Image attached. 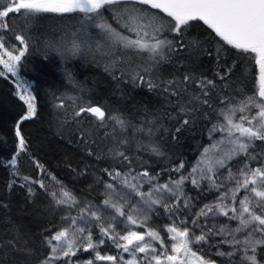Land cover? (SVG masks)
<instances>
[{
    "label": "snow or ice",
    "instance_id": "6c2138e0",
    "mask_svg": "<svg viewBox=\"0 0 264 264\" xmlns=\"http://www.w3.org/2000/svg\"><path fill=\"white\" fill-rule=\"evenodd\" d=\"M50 16L69 22L27 28ZM37 51L66 85H78L77 68L95 66L116 86L146 88L159 101L117 109L80 104L65 114L64 129L108 166L79 169L87 202L39 161L38 176L58 191L49 192L43 179L22 177L50 195L61 219L70 221L43 237L38 264H264V0L0 4V66L6 70L0 77L14 78L26 105L14 126L18 148L5 167L16 168L20 153H28L20 124L38 115L39 101L22 74L35 71L29 65ZM248 60L258 76L245 91ZM55 98L64 109L65 101ZM189 134L208 143L187 169L183 159L161 169L167 174L161 182V172L150 171L143 157L167 160L173 144ZM27 192L36 194L31 186ZM150 221L160 227H149ZM105 243L117 254L102 255Z\"/></svg>",
    "mask_w": 264,
    "mask_h": 264
},
{
    "label": "trees",
    "instance_id": "16d2710c",
    "mask_svg": "<svg viewBox=\"0 0 264 264\" xmlns=\"http://www.w3.org/2000/svg\"><path fill=\"white\" fill-rule=\"evenodd\" d=\"M5 3L7 0H0V4ZM68 22L50 16L28 22L27 28L45 30ZM13 23L17 25L21 21L16 20ZM42 55V51L33 53L29 67L35 68V71L29 70L22 74L37 89L39 103L38 115L20 124L28 153L19 156L16 168L5 167V163L18 148L14 126L25 113L26 105L16 94L11 78L0 77V241H3L0 244V264H38V259L43 255L41 249L43 237L47 236L49 231L56 232L67 227L70 222L61 219L64 213L54 206L51 196L44 190L37 187L35 196L29 197L26 187L28 183L22 177L43 179L49 192L58 191L54 181H49L43 175L38 176L36 161H39L47 172L73 189L74 194L80 198L90 195L87 194L84 184L72 178L73 171H69L68 165L76 171L87 165L94 168L108 166L104 160L94 161L89 157L85 146L75 141L71 132L64 129L65 114L70 115L71 109L80 104L91 103L117 109L133 106V102L135 105L145 104L150 107L159 102L146 88L133 90L124 85L116 86L102 68L95 66L84 65L77 68L78 85H66L54 65L40 59ZM205 63L209 66L211 64L209 60ZM256 76L258 67L251 60L245 61L244 76L241 78L245 91L252 86L253 78ZM125 93L132 97V102H129ZM56 95L65 101L64 109L56 107L58 103ZM207 143L205 138L189 134L181 139L179 145L173 144L167 153L169 159L161 160L156 157L149 159L148 155H145L143 160L150 171L161 172V169L169 164L178 163L180 159L185 161L187 169L198 158L201 145ZM130 155H135V152ZM166 179L167 174L161 172V182ZM9 184H12L11 188L8 187ZM76 189L82 191H75ZM11 245H15V249ZM37 249L41 251L38 252ZM101 251L110 255L118 252L108 243L101 247Z\"/></svg>",
    "mask_w": 264,
    "mask_h": 264
},
{
    "label": "rangeland",
    "instance_id": "374dc122",
    "mask_svg": "<svg viewBox=\"0 0 264 264\" xmlns=\"http://www.w3.org/2000/svg\"><path fill=\"white\" fill-rule=\"evenodd\" d=\"M0 71H6V70H4V69L2 68V66H0ZM6 77H10L11 80H12V82L14 83V85L16 84V82H14V78H12V77L10 76V74H9V75H6ZM22 79H27V78L24 77V76L22 75ZM27 80H28V79H27ZM15 88H16V86H15ZM16 93H17V89H16ZM22 153H23V152H21L20 155H21ZM20 155H19V156H20ZM18 158H19V157H17V159H18ZM83 168H84V167H83ZM62 176H63V177H67V175H65V176L62 175ZM72 178H73L74 180L80 182L81 184H84L85 187H86V189H87V191L89 190L88 184H87V183H82V182H81V178H80V176H79V174H78V171H75V172L72 173ZM26 183H28V182H26ZM29 186L33 187L34 190L36 191L37 186H35V185H29V183H28V184L26 185V187L28 188ZM188 195H190V196H192V197H196V193H194V192H192V193L188 192ZM77 197H78V199H80L81 201H84V202H87L88 200L91 199V196H90V197H87V196H86L85 198H80L79 196H77ZM148 226H149V227H153V228H159V227H160L159 223H158V222H154V221H150ZM94 239H95V230H94ZM100 252H101L102 255H105V254H106V253H103V252L101 251V248H100ZM78 255H80V254H78ZM83 255H84L85 257L91 258V257L89 256L88 253H84ZM107 255H110V254H107ZM125 258L128 259V257H127L126 254H125ZM73 259H75V258H73ZM217 259H218V258H217ZM96 264H106V262H96Z\"/></svg>",
    "mask_w": 264,
    "mask_h": 264
}]
</instances>
